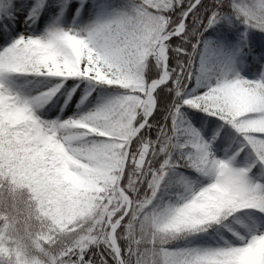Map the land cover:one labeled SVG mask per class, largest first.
Returning <instances> with one entry per match:
<instances>
[{
    "label": "snow or ice",
    "instance_id": "obj_1",
    "mask_svg": "<svg viewBox=\"0 0 264 264\" xmlns=\"http://www.w3.org/2000/svg\"><path fill=\"white\" fill-rule=\"evenodd\" d=\"M86 3L0 0V118L10 120L33 103L23 87L13 86L14 76L54 78L56 94H63V113L72 103L79 108L98 88L117 87L95 77L97 70L108 72L123 84L121 93L100 98L86 115L73 114L68 124L104 118L133 137H146L147 157L141 158L155 174L148 172L141 192L146 186L156 195L167 182L181 189L179 200L188 207L240 180L264 204V37L252 35L250 42V33H264V23L256 22L264 17V0H108L86 23L65 28V13L75 23L87 11ZM42 12L56 15L37 34ZM223 25L243 26L239 33L223 31L226 39L236 38L234 46L208 38L210 30ZM69 37L81 39V45L73 46ZM242 57H250L253 78L240 71ZM53 64L78 67L70 74L53 73ZM149 65L155 70L145 79ZM130 83L138 89H130ZM100 135L108 138L106 130ZM132 152H137L134 139ZM154 156V165L149 164ZM16 159L14 152L0 147V174L8 177L13 195L25 187ZM262 239L264 227L252 222L245 234H233L223 244L183 249L181 254L191 264H264ZM32 248L48 257L47 264H57L39 240ZM109 251L112 255L104 247L82 245L80 264H115L121 252L115 237ZM0 264H45L15 235L9 215L0 217Z\"/></svg>",
    "mask_w": 264,
    "mask_h": 264
},
{
    "label": "clouds",
    "instance_id": "obj_2",
    "mask_svg": "<svg viewBox=\"0 0 264 264\" xmlns=\"http://www.w3.org/2000/svg\"><path fill=\"white\" fill-rule=\"evenodd\" d=\"M256 22L264 23V17ZM62 23L73 29L86 22ZM68 39L73 46L81 45V39ZM77 67L53 64L51 71L70 74ZM149 70L154 71V65L146 69L145 79ZM95 77L118 85L110 88L114 95L123 90V84L108 72L97 70ZM81 83L88 87L87 81ZM128 87L137 90L139 86L130 83ZM25 91L34 98L28 109L13 113L10 120L0 118V147L15 153L13 163L20 165L19 178L25 185L13 195L8 177L0 174V217H12L15 235L45 264L48 257L32 248L34 240L55 256L57 264H80L82 245L104 247L112 255L113 237L121 245L115 264H191L181 250L205 247L193 241L209 237L223 244L233 234H245L251 218L264 227V204L240 180L188 207L179 200L181 189L167 182L156 195L146 186L141 192L148 172L153 171L141 158L147 157L146 137H133L104 118L68 124L72 115L52 114L63 95L56 94L53 81L33 84ZM91 103L89 99L76 114L86 115ZM101 130H106L107 139ZM133 139L137 152L130 153ZM157 158L149 164L154 165ZM178 207L183 211L177 212ZM113 217L116 229L111 227ZM259 244L264 249V239Z\"/></svg>",
    "mask_w": 264,
    "mask_h": 264
},
{
    "label": "rangeland",
    "instance_id": "obj_3",
    "mask_svg": "<svg viewBox=\"0 0 264 264\" xmlns=\"http://www.w3.org/2000/svg\"><path fill=\"white\" fill-rule=\"evenodd\" d=\"M73 2H78V0H73ZM85 8L87 9V11L82 10L81 14L79 17H76V20L82 21V22H87L89 19L93 18L95 15L98 14V12L101 11V6H97L95 5L93 2H90L89 0H87V3L85 5ZM55 13H47L45 14L44 12L41 13V20L37 21V24L35 25L36 29H37V34H39L40 32H43L44 29L55 19ZM61 20L63 22H67V21H71L72 18L68 15V13H65V16L61 18ZM3 45H0V47H2ZM240 67V71L242 72V74L248 76L249 78H253L254 77V73L249 71L250 68V64L246 65L243 63L242 59H241V63L239 65ZM54 78H47V77H39V76H28L27 80L22 83V84H17L21 87H23L24 89H27L28 87H30L31 85L35 84L38 85L39 82L42 81H53ZM13 83V86H17ZM63 96L61 97L60 100V105L63 104ZM78 99V97H77ZM92 103L90 105V107H93L94 104L100 99V96L95 92L93 94L92 97L89 98ZM60 105H58L56 107V109L54 110V112L52 114H55L57 112H60ZM78 111V108L76 106V103H72L70 105V107H65L64 111L62 113V118L69 116V115H73L76 114ZM50 114V115H52ZM222 153H217V155H221ZM204 183H206L207 181H203ZM257 224H259V222H257ZM193 244H200L203 246H209V245H215V242L213 239L209 238V237H204L201 240H196L193 241Z\"/></svg>",
    "mask_w": 264,
    "mask_h": 264
},
{
    "label": "trees",
    "instance_id": "obj_4",
    "mask_svg": "<svg viewBox=\"0 0 264 264\" xmlns=\"http://www.w3.org/2000/svg\"><path fill=\"white\" fill-rule=\"evenodd\" d=\"M93 1L96 5H100L103 6L105 4V0H91ZM117 2H119V0H117ZM49 3H53L54 4V0H49ZM225 29H228V25H223V26H217L216 29L210 30V34L208 36L209 39L223 45V46H234L236 44V38L233 37L231 39H226L223 35V31ZM230 32H235V33H239L240 31L243 30V26H233L231 29H228ZM252 35H256L259 37H264V33H250V42H251V36ZM243 63L246 65H249V60L250 57L247 58H241ZM14 84H22L27 80V77L24 76H14L12 78ZM107 89V91H106ZM96 93L100 96V98L108 96V95H114V93L111 92L110 88H106V87H102V88H98ZM201 115H204L203 113H201ZM197 127H199V125H197ZM243 162V155L241 156V163ZM256 170H254L255 172ZM188 175L196 178V174L194 172H188ZM252 222L257 223L258 221L256 220V218H251Z\"/></svg>",
    "mask_w": 264,
    "mask_h": 264
}]
</instances>
